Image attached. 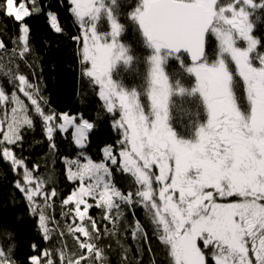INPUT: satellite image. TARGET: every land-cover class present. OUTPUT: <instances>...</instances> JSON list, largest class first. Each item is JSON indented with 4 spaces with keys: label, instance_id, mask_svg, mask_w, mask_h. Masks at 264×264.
<instances>
[{
    "label": "snow or ice",
    "instance_id": "1",
    "mask_svg": "<svg viewBox=\"0 0 264 264\" xmlns=\"http://www.w3.org/2000/svg\"><path fill=\"white\" fill-rule=\"evenodd\" d=\"M67 2L79 29L71 39L81 45L82 74L97 88L121 138L116 147L102 149L99 162L84 152L63 158L67 179L78 184L62 201L73 207L60 213L71 215V222L61 225L52 214L58 193L55 187L47 190L51 178L39 174V165L29 167L13 146L22 145L25 130L34 127L32 114L53 153L57 131L73 129V142L83 149L94 123L83 114L56 112L41 94L34 67L38 57L24 23L44 11L39 0H3L0 12L20 26L11 47L0 39V78L12 88L9 93L0 85V157L19 177L13 186L38 219L41 239L52 244H31L33 254L19 261L15 234L0 229V264H109L111 246L101 241L120 234L124 207L133 216L135 207L144 209L170 264H264V39L255 34L264 22V0H139L123 14L150 50L139 91L118 75L121 66L140 60L121 42L127 5L122 0ZM47 16L54 31L63 33L58 16ZM185 55L191 61L187 66ZM170 59L194 76L191 87L170 77ZM20 65L29 73L20 72ZM177 115L184 131L174 126ZM113 166L132 178L134 191L116 186ZM93 208L102 210L100 222L90 215ZM129 227L131 238L146 245L148 233L140 220ZM66 236L78 250L68 248ZM116 242L122 264H133L129 249ZM135 264H143V258Z\"/></svg>",
    "mask_w": 264,
    "mask_h": 264
},
{
    "label": "trees",
    "instance_id": "2",
    "mask_svg": "<svg viewBox=\"0 0 264 264\" xmlns=\"http://www.w3.org/2000/svg\"><path fill=\"white\" fill-rule=\"evenodd\" d=\"M122 2L127 6L123 8L122 12L121 23L125 24V32L121 36V41L128 45L133 50L134 57H139L140 60L136 62L134 59L133 64L126 69L121 66L118 75L126 87H136L139 91L145 82L147 72V65L143 58L150 54V50L143 45V37L135 25L123 15L130 13L139 0H122ZM2 3L3 0H0V4ZM40 5L44 11L26 18L24 23L30 26V44L33 48V54L38 57L34 67L38 73L36 79L40 82L41 94L47 98L50 107L56 112L83 114L85 119L94 123V128L89 133L86 146L83 149H80L73 142L72 130L66 134L57 131L54 137L56 151L53 153L42 129V123L37 116L31 113L30 107V114L33 115L35 122L34 127L31 130H25L22 145L13 146V150L18 157L26 160L29 167L39 165V174L45 178H51L47 190L50 191L52 187H55L58 193V196L53 198L52 214L63 225L65 222H71V215L61 217L60 213L69 211L73 205L62 206V201L78 184V182L67 179L63 158L74 159L80 152H84L85 155L99 162L103 158L102 149L107 145L116 147V142L121 138V135L119 130L113 128V116L105 111L102 101L98 97L97 88L82 74L78 54L81 45L71 39L72 36L79 34V29L75 26L74 18L68 10L67 0H41ZM48 11L56 13L64 29L63 33H56L51 27L47 16ZM19 26V23L13 18L0 12V39H3L6 44H9L10 39L18 38ZM255 34L264 39V22L257 24ZM9 47H11L10 44ZM29 63H32L31 57H29ZM190 63L189 57L185 55V65ZM166 70L170 77L180 79L186 87H191L195 83L194 76L183 72L174 59L168 61ZM20 72L28 74L29 69L20 65ZM29 79L32 80L33 77L29 75ZM0 85L4 86L6 92L12 91L8 81L3 78H0ZM21 98L25 99L24 97ZM142 102L147 105V101L143 97ZM25 103L28 104L29 102L25 99ZM240 103L242 106H246L242 96ZM185 106L190 111L194 108L190 101H186ZM45 110L47 111V108ZM174 115H176L175 112ZM201 119H203V115H201ZM178 121L179 116L177 115V122L174 126L178 131H184ZM184 123L187 124V119L184 120ZM112 170L113 180L118 188L125 192L134 191L135 185L129 175L120 172L115 166L112 167ZM18 178L10 164L0 157V229L7 228L15 234L16 258L19 261H25L27 257L33 254L31 244L36 243L40 247H46L52 242L49 241L46 245L41 239L37 227L38 219L30 214L26 200L13 186ZM123 211L125 215L120 224V234L115 238L104 237L101 241L102 246H111L110 250L106 252L109 264H122L117 240L129 249L128 255L133 264L141 257L143 264H153V260L155 264H170L167 250L160 243L150 220L145 216L144 209L135 207V216L127 207H124ZM90 215L100 222L103 213L102 210L93 208L90 210ZM134 219L140 220L148 233L146 245L143 242L137 244L131 238L129 226L133 224ZM101 227H103L102 222ZM65 240L70 250H78L70 236H66ZM138 247L142 249L139 255L137 254Z\"/></svg>",
    "mask_w": 264,
    "mask_h": 264
},
{
    "label": "rangeland",
    "instance_id": "3",
    "mask_svg": "<svg viewBox=\"0 0 264 264\" xmlns=\"http://www.w3.org/2000/svg\"><path fill=\"white\" fill-rule=\"evenodd\" d=\"M40 2H41V0H39V4H40ZM48 12H53V11H48ZM53 13H55V12H53ZM56 14V13H55ZM122 42V41H121ZM123 43V42H122ZM167 71V70H166ZM69 130H72L73 131V129H69ZM90 132H91V130H90ZM89 132V133H90ZM86 146V145H85Z\"/></svg>",
    "mask_w": 264,
    "mask_h": 264
},
{
    "label": "flooded vegetation",
    "instance_id": "4",
    "mask_svg": "<svg viewBox=\"0 0 264 264\" xmlns=\"http://www.w3.org/2000/svg\"><path fill=\"white\" fill-rule=\"evenodd\" d=\"M242 107H244V106H242ZM220 202H228V200H224V201H220Z\"/></svg>",
    "mask_w": 264,
    "mask_h": 264
},
{
    "label": "water",
    "instance_id": "5",
    "mask_svg": "<svg viewBox=\"0 0 264 264\" xmlns=\"http://www.w3.org/2000/svg\"><path fill=\"white\" fill-rule=\"evenodd\" d=\"M190 59V58H189Z\"/></svg>",
    "mask_w": 264,
    "mask_h": 264
}]
</instances>
